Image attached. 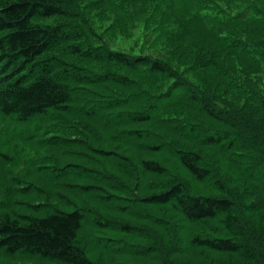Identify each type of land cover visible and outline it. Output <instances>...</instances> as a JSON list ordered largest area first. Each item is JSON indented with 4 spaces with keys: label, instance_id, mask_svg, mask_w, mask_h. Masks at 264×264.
Listing matches in <instances>:
<instances>
[{
    "label": "trees",
    "instance_id": "16d2710c",
    "mask_svg": "<svg viewBox=\"0 0 264 264\" xmlns=\"http://www.w3.org/2000/svg\"><path fill=\"white\" fill-rule=\"evenodd\" d=\"M69 15L66 0H0V134L9 147L0 157L13 165L7 137H25L35 153L23 159L17 151L18 162L36 172L51 170L54 176L47 173L46 180L58 185L52 193L40 189L30 211L0 214V251L53 264H179L171 254L187 252L212 264L264 259V217L259 226L255 221L264 212V91H255L258 77L247 71L240 76L250 90L243 94L248 109L181 84L189 91L186 104L201 117L171 128L158 114L183 96L156 98L128 75L94 72L87 64L172 77L169 69L95 46L83 29L64 21L36 22ZM259 30L244 31L231 47L252 57V50L264 48ZM111 86L118 92L103 97L100 90ZM155 122L222 157L211 161L201 150L136 127ZM69 142L88 144L81 157L100 170L64 168L43 154Z\"/></svg>",
    "mask_w": 264,
    "mask_h": 264
},
{
    "label": "rangeland",
    "instance_id": "374dc122",
    "mask_svg": "<svg viewBox=\"0 0 264 264\" xmlns=\"http://www.w3.org/2000/svg\"><path fill=\"white\" fill-rule=\"evenodd\" d=\"M66 1L69 4L70 17L38 19L36 22L48 25L64 21L83 29L95 46H104L113 52L124 53L145 63L151 60L164 64L172 77L144 71L134 74L113 65L87 64V66L88 69L98 73L113 72L128 75L139 82L140 88L149 91L156 98L165 96L170 101L183 96L167 103L158 114L159 117L171 121V128L180 126L187 120H199L201 117V113L196 108L188 106L189 103L185 98L189 91L181 84L199 90L204 89L215 98L228 100L238 107L244 106L245 109H248L249 105L243 97L249 94L250 90L244 89L240 81V76H245L243 71L258 77L256 92L264 91V48H260L257 52L252 50L254 55L251 57L250 54H242L241 49L231 47L234 38L244 31L253 32L255 26L260 29L259 31L264 30V0ZM246 11V15L250 13L251 15L244 18L243 13ZM252 12H254L253 16ZM58 55L83 65L81 61L67 58L63 54ZM116 91L118 92L111 86L110 90H100V93L103 97H107L116 94ZM119 93L126 94L123 91ZM136 127L158 131L167 140L173 139L185 147L201 150L211 161H217L222 157V152L217 149L187 140L178 134L179 131L167 132L160 123L139 124ZM1 134L0 150H6L9 148L8 143ZM7 138L12 141L10 144L13 148L8 151L15 160L12 165L7 164V161L0 157V214L4 210L11 211L15 215L24 214L32 208L28 204L40 201L42 197L40 189L44 188L52 193L58 189V185L50 184L46 180V175L54 176L51 170L47 171L48 174L46 171L36 172L32 167L18 162L20 156L16 154L17 151H21L23 159L32 157L35 153L31 146L27 145L29 142L25 137ZM88 147V144L82 142L81 144L69 142L64 148H46L43 154L56 158L64 168L69 166L67 164H78L100 170L99 166L92 164V159L81 157L83 156L81 151H87ZM22 187H26L25 190H21ZM16 189L20 190L16 192ZM49 207L53 206L49 205ZM262 211L260 215H256L258 219L255 221L258 226L263 221ZM248 231L252 234L250 228ZM252 231L254 232L253 228ZM261 234L262 230L259 231V235ZM262 238L264 240V234ZM262 245L264 251V241ZM163 249L166 250L165 246ZM171 255L173 261L179 264H212V262H204L205 259L194 252ZM0 264L53 263L24 255L8 256L0 251ZM239 264H264V259L259 262Z\"/></svg>",
    "mask_w": 264,
    "mask_h": 264
}]
</instances>
